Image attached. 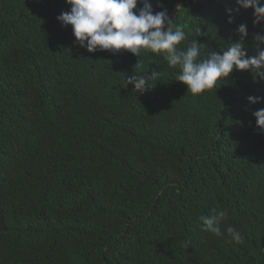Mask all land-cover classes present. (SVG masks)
<instances>
[{
    "label": "trees",
    "instance_id": "16d2710c",
    "mask_svg": "<svg viewBox=\"0 0 264 264\" xmlns=\"http://www.w3.org/2000/svg\"><path fill=\"white\" fill-rule=\"evenodd\" d=\"M151 3L175 12L179 50L197 40L198 59L223 52L243 23L257 55L264 25L252 9L227 23L235 0ZM69 10L0 0V264H264V134L253 116L264 81L234 69L193 95L162 54L74 44L56 19ZM152 69L150 91L127 84ZM214 209L242 244L201 231Z\"/></svg>",
    "mask_w": 264,
    "mask_h": 264
},
{
    "label": "clouds",
    "instance_id": "9594fccd",
    "mask_svg": "<svg viewBox=\"0 0 264 264\" xmlns=\"http://www.w3.org/2000/svg\"><path fill=\"white\" fill-rule=\"evenodd\" d=\"M70 10L56 17L62 27L71 26L74 44L88 53L109 51L113 54L124 50L139 57L143 50L163 55L168 65L179 68L176 81L186 86V92L193 95L213 89L219 80L227 78L233 70L249 71L258 80L264 81V30L254 35L257 55L248 56L244 40L248 35L247 25L239 24L236 31L239 39L231 42L223 52L212 51L203 59L202 44L193 40L186 50L177 45L186 39L181 28L173 30V20L167 9L153 12L151 0H64ZM219 2V0H217ZM142 7L137 8V4ZM236 8H226L227 23L233 22L231 13L240 9H252L253 25H264V0H235ZM135 10V11H134ZM201 33V29H196ZM139 61L135 67L139 68ZM159 72L127 77V84L133 85L139 95L150 91L151 81L158 80ZM248 102H261V97L249 96ZM256 129L264 134V109L253 113ZM227 218V211L213 210L211 215L200 216L201 231L218 238L227 236L229 244L243 243V236L233 226L221 229Z\"/></svg>",
    "mask_w": 264,
    "mask_h": 264
},
{
    "label": "rangeland",
    "instance_id": "374dc122",
    "mask_svg": "<svg viewBox=\"0 0 264 264\" xmlns=\"http://www.w3.org/2000/svg\"><path fill=\"white\" fill-rule=\"evenodd\" d=\"M175 15V12H171L169 15V19L171 20V18Z\"/></svg>",
    "mask_w": 264,
    "mask_h": 264
}]
</instances>
